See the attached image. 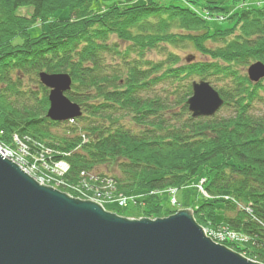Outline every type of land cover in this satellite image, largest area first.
<instances>
[{
    "label": "trees",
    "instance_id": "16d2710c",
    "mask_svg": "<svg viewBox=\"0 0 264 264\" xmlns=\"http://www.w3.org/2000/svg\"><path fill=\"white\" fill-rule=\"evenodd\" d=\"M98 1L108 7L96 12ZM186 2L0 0V142L17 147V137L37 169L67 163L69 190L90 180V189L103 195H143L138 208L150 218L162 215L159 193L182 188L221 157L205 180L208 197L195 210L196 221L244 235L242 245L229 246L244 250L246 244L249 257L264 264V79L253 83L243 72L252 61L264 63V2L234 11L223 0ZM23 6L31 17L17 13ZM66 8L69 18L52 19ZM204 12L227 13L229 26L210 24ZM39 20L42 30L32 36L28 31ZM185 40L208 60L191 61L190 55L188 64L177 66L179 56L168 47ZM150 50L167 52L165 61L146 58ZM42 71L71 76L67 96L81 106V116L48 117ZM169 79L188 82L184 118L168 116L170 101L154 94V86ZM196 79L223 80L216 89L227 114L192 117L187 99ZM102 165L115 174L96 172ZM216 203L223 205L221 219Z\"/></svg>",
    "mask_w": 264,
    "mask_h": 264
},
{
    "label": "water",
    "instance_id": "95a60500",
    "mask_svg": "<svg viewBox=\"0 0 264 264\" xmlns=\"http://www.w3.org/2000/svg\"><path fill=\"white\" fill-rule=\"evenodd\" d=\"M264 78V63L247 69ZM49 88L47 115L67 121L82 115L66 94L68 73L40 72ZM192 117H210L224 99L208 80H194L187 99ZM0 264H263L208 237L191 209L167 217L129 218L91 199L38 182L0 152Z\"/></svg>",
    "mask_w": 264,
    "mask_h": 264
},
{
    "label": "rangeland",
    "instance_id": "374dc122",
    "mask_svg": "<svg viewBox=\"0 0 264 264\" xmlns=\"http://www.w3.org/2000/svg\"><path fill=\"white\" fill-rule=\"evenodd\" d=\"M162 3H172V4H177V5H185L188 4V2H186V0H161ZM225 2L226 7H228L229 11H234L235 9H239V8H247V7H253V6H259L261 5L264 0H223ZM108 6L104 5L103 2L98 1L95 6L93 7L94 10L96 12H101L104 11ZM65 9H61L58 10L52 17V19H61V20H65L67 18L70 17V9L66 8ZM194 9V8H193ZM197 13V10H195ZM31 8L28 6H23L18 8L17 13L20 15H23L27 18L31 17ZM231 13V12H230ZM202 14V13H201ZM205 14V15H203ZM202 15L204 18H206L210 24H214L217 26H221V27H227L229 26V22L227 20V13H207L204 12ZM93 13H89L88 16H91L92 18ZM76 15L74 14V17ZM74 18H72L73 20ZM42 25H44L43 21H37L35 22L32 27H30L29 31L30 34L32 36H37L39 35V33L42 30ZM115 41H118L117 39H115ZM15 42H18V40H16ZM119 42V41H118ZM208 45H210L209 43H207ZM217 44H213L212 46L218 45ZM126 46V45H125ZM168 50L174 52L176 55L179 56V61L177 62V66H182L184 64H188V60L187 57L190 55H193V58L191 59V61L193 59L195 60H208L207 56H204L202 51H197L193 44L191 42H189L188 40L182 41V42H178L176 46H171L168 47ZM167 52L163 53H158L156 51H151L148 52L146 54V58H148L149 60H152L153 62H163L165 61V58L167 57ZM251 63H255V61H252ZM250 63V64H251ZM250 66V65H249ZM243 68V72L247 73V69L248 67ZM183 80V79H181ZM181 80H164L161 82H158L155 86H154V94H161L164 98H166V100L170 101V107L168 108V111H166V114H168V116H172V117H176L179 118L181 117V113L183 111L182 109V97L185 94V84H188V82L185 81H181ZM193 80H190V83H192ZM33 82H31L30 85L33 86ZM36 83V81L34 82ZM42 83V82H41ZM215 88L219 89L222 84H223V80H218V81H212L211 83ZM37 88V87H35ZM259 111L260 112H264V106L260 105L259 107ZM228 110L227 108L221 106V108L216 112L217 115H221V114H227ZM214 116V115H213ZM186 117V115H183L181 118ZM67 125H63V128H65ZM53 131H55L56 133H62V129L61 128H53ZM70 135V134H69ZM4 145V144H3ZM26 145H24L23 143L18 142L17 147H14L13 145L11 146H6L7 148H11L13 153L16 155L15 157V161L17 163H21L20 161H27L28 163V159H27V154H28V150L27 147H25ZM38 159H43L42 156L39 157ZM37 159V160H38ZM221 163V157H216L213 160H211L210 162H207L206 164H204L203 166H201L198 174L192 179V181L190 183H188L187 185L183 186L182 188L179 189H168L163 191L161 194V203H162V215L160 217H167L169 215H171V211H175V210H180V209H191L193 212V217L195 218V210L197 209L198 206H200L203 202L204 199L208 197V194L206 192L205 189V180L208 176H210V172H215L217 169V166ZM30 164V163H28ZM49 165H43L42 167H40V169H37V166L34 164V166H32V169L34 170V173L32 171V173H29L30 175H32L34 178H37L35 175H41V176H46L47 175V170ZM44 169V170H43ZM25 170V169H24ZM36 170V171H35ZM26 171V170H25ZM45 171V172H44ZM96 172L98 173H105V174H109V175H113L115 174L114 169L110 166H100L98 167L96 170ZM114 171V172H113ZM34 174V175H33ZM40 182V181H39ZM42 183V182H40ZM88 183L90 184V180H88ZM44 185H48V186H52L54 188L57 185L53 186L54 184H50V183H42ZM81 185H83L84 187H80L81 190L80 191H76V190H69L68 186H66V191L69 195L74 196V197H79L82 199H91L94 201H97L98 203H100L101 205H103V207L107 210V211H111L114 212L118 215L121 216H126L129 218H140V217H146L145 215H143V212L141 211V207L138 208V205L140 203H142L141 200L143 195H139V193H134V194H130L128 195L129 199L128 202L125 203L124 206H121V202H119V198L118 196L114 198H108L106 194H101L99 191H93L90 188L87 190L88 187H90L91 185H89L88 187L85 185V182L82 183ZM61 188V187H59ZM63 191V190H62ZM69 191V192H68ZM173 191V193H171ZM85 194V195H83ZM143 194V193H142ZM132 196V197H131ZM134 197V198H133ZM173 197H175L176 201L173 202ZM227 197V196H226ZM223 197L225 200L226 199H231V198H226ZM118 198V199H117ZM143 204V203H142ZM242 204V203H240ZM216 209L218 212V218H223L224 216V211H223V205L221 203H216ZM245 206V205H244ZM157 215L153 216L154 218ZM159 217V216H158ZM197 222V221H196ZM198 223V222H197ZM199 224V223H198ZM201 225V224H199ZM202 226V225H201ZM206 235L208 237H210L214 242L219 243L221 245L226 246L227 248L233 250L234 252H237L239 254H241L242 256L259 262L257 260L252 259L251 257H249V255L247 254L248 251L246 250L247 245L243 244V249L244 250H240L237 249L236 247H230L228 242H230L231 244L233 243H238L241 244L243 243V241H247L248 238L243 236V235H239L238 233L231 234L230 232H226L224 231V227H218V228H214L212 226H202ZM246 246V247H245Z\"/></svg>",
    "mask_w": 264,
    "mask_h": 264
},
{
    "label": "built area",
    "instance_id": "2783aa9c",
    "mask_svg": "<svg viewBox=\"0 0 264 264\" xmlns=\"http://www.w3.org/2000/svg\"><path fill=\"white\" fill-rule=\"evenodd\" d=\"M16 141L17 142H19L18 141V139H17V137H16ZM26 147V146H25ZM0 150L1 151H3V153L4 152H7V153H9L10 154V156L12 157L11 159H15V157H16V155L13 153V151H12V149L11 148H7L5 145H3V144H1V142H0ZM27 151V150H26ZM10 158V157H9ZM15 161V160H14ZM32 166H34V165H30V164H28V167L29 168H26V171L28 172V173H32L31 171H32ZM48 168V172L49 173H47V175L46 176H41V175H35L37 178H35L38 182L40 181V182H42V183H50V184H54L53 186H55V185H57L56 187H63V186H67V185H65V182H64V180H63V178H64V175H65V173L68 171V168H69V166H68V164L67 163H65V162H63V161H61V162H57L56 164H54V166H52V167H50V166H48L47 167ZM34 175V174H33ZM85 182V185L88 187L89 185H88V183H86V180L85 181H83L82 183H84ZM41 183V184H42ZM81 183V184H82ZM81 184H79V185H72V186H69V187H71V188H73V190H76L77 192L78 191H80L81 190V188L80 187H84L83 185H81ZM88 188H90V187H88ZM87 188V189H88ZM111 192L110 191H107V192H105V194L107 195V197L108 198H114L115 199V197L116 196H114V195H112V194H110ZM171 193H173V191L171 192ZM83 195H85V194H83ZM129 196H124V195H121V196H118V198H119V202H121V206H124L125 205V203H127L128 202V198ZM132 197V196H131ZM117 198V199H118ZM134 198V197H133ZM176 201V199H175V197H173V202H175ZM230 232V231H229ZM231 234H234V232H230Z\"/></svg>",
    "mask_w": 264,
    "mask_h": 264
},
{
    "label": "bare ground",
    "instance_id": "6f19581e",
    "mask_svg": "<svg viewBox=\"0 0 264 264\" xmlns=\"http://www.w3.org/2000/svg\"><path fill=\"white\" fill-rule=\"evenodd\" d=\"M0 152L3 154V156H5V157H10V159L12 158L11 156H10V154L9 153H7V152H4L3 153V151H1L0 150ZM13 160V159H12ZM21 163H19V165L23 168V170L25 169L26 170V168H29L28 167V163H27V161H20ZM44 170V169H43ZM32 171H33V173H34V170L32 169ZM31 171V172H32ZM36 171V170H35ZM45 172V171H44ZM47 173H49L48 172V170L46 171ZM86 183H88V181L86 180ZM88 185H90L89 183H88Z\"/></svg>",
    "mask_w": 264,
    "mask_h": 264
}]
</instances>
